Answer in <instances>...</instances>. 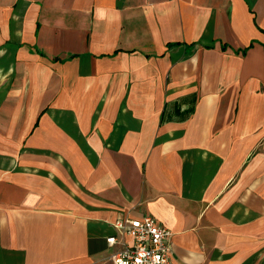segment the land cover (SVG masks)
I'll return each mask as SVG.
<instances>
[{
  "label": "crops",
  "instance_id": "0c3cea01",
  "mask_svg": "<svg viewBox=\"0 0 264 264\" xmlns=\"http://www.w3.org/2000/svg\"><path fill=\"white\" fill-rule=\"evenodd\" d=\"M145 214L264 264V0H0V264H115Z\"/></svg>",
  "mask_w": 264,
  "mask_h": 264
},
{
  "label": "built area",
  "instance_id": "2783aa9c",
  "mask_svg": "<svg viewBox=\"0 0 264 264\" xmlns=\"http://www.w3.org/2000/svg\"><path fill=\"white\" fill-rule=\"evenodd\" d=\"M123 238V248L112 255L115 264H168L172 254V232L154 216L121 217L115 222ZM129 237V240H125ZM107 244L117 243L116 235L107 237Z\"/></svg>",
  "mask_w": 264,
  "mask_h": 264
}]
</instances>
